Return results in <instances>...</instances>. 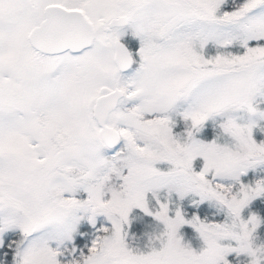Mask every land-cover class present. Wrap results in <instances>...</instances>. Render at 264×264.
<instances>
[{"label":"snow or ice","instance_id":"snow-or-ice-1","mask_svg":"<svg viewBox=\"0 0 264 264\" xmlns=\"http://www.w3.org/2000/svg\"><path fill=\"white\" fill-rule=\"evenodd\" d=\"M0 264H264V0H0Z\"/></svg>","mask_w":264,"mask_h":264}]
</instances>
